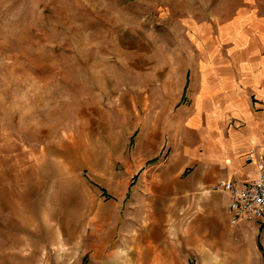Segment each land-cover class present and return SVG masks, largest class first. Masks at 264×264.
<instances>
[{
  "label": "rangeland",
  "instance_id": "1",
  "mask_svg": "<svg viewBox=\"0 0 264 264\" xmlns=\"http://www.w3.org/2000/svg\"><path fill=\"white\" fill-rule=\"evenodd\" d=\"M246 4L264 11V0H0V264H136L169 153L141 155L137 98L157 69L199 51L195 26ZM131 97L137 123L122 111ZM251 242L230 264H264L260 235ZM185 264L213 263L186 248Z\"/></svg>",
  "mask_w": 264,
  "mask_h": 264
},
{
  "label": "crops",
  "instance_id": "2",
  "mask_svg": "<svg viewBox=\"0 0 264 264\" xmlns=\"http://www.w3.org/2000/svg\"><path fill=\"white\" fill-rule=\"evenodd\" d=\"M211 18L195 26L199 51L184 69H157L155 84L137 98L146 108L141 155L157 156L165 147L169 153L153 162L157 173L143 214L147 240L136 264H185L186 248L198 262L242 263L251 236L264 243L258 219L231 224L229 195L217 188L221 181L257 178L263 163L264 11L246 4ZM138 101L122 110L125 122H138ZM166 235L177 237L170 248L161 239Z\"/></svg>",
  "mask_w": 264,
  "mask_h": 264
},
{
  "label": "built area",
  "instance_id": "3",
  "mask_svg": "<svg viewBox=\"0 0 264 264\" xmlns=\"http://www.w3.org/2000/svg\"><path fill=\"white\" fill-rule=\"evenodd\" d=\"M246 159L252 161V156ZM217 188L229 195L226 208L231 224L236 225L244 219H264V156L257 178L221 181Z\"/></svg>",
  "mask_w": 264,
  "mask_h": 264
},
{
  "label": "bare ground",
  "instance_id": "4",
  "mask_svg": "<svg viewBox=\"0 0 264 264\" xmlns=\"http://www.w3.org/2000/svg\"><path fill=\"white\" fill-rule=\"evenodd\" d=\"M23 204H25L24 206H25L26 211L32 206V202H28L27 199H25ZM26 221H29V218H27ZM67 227H69V226H67Z\"/></svg>",
  "mask_w": 264,
  "mask_h": 264
},
{
  "label": "trees",
  "instance_id": "5",
  "mask_svg": "<svg viewBox=\"0 0 264 264\" xmlns=\"http://www.w3.org/2000/svg\"><path fill=\"white\" fill-rule=\"evenodd\" d=\"M259 243H260V242H259ZM259 246H260V248L262 249V245L259 244Z\"/></svg>",
  "mask_w": 264,
  "mask_h": 264
}]
</instances>
